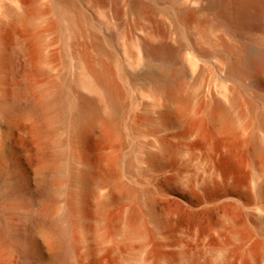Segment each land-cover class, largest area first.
<instances>
[{
  "label": "rangeland",
  "instance_id": "374dc122",
  "mask_svg": "<svg viewBox=\"0 0 264 264\" xmlns=\"http://www.w3.org/2000/svg\"><path fill=\"white\" fill-rule=\"evenodd\" d=\"M23 1L36 12L29 22L14 17L22 12L18 0H0V44L8 56L0 91L15 101L22 88L32 95L60 90L66 115L49 112L47 125L25 110H0V214L14 202V220L0 215L13 234L0 239V264L51 263L58 244L26 229L30 214L50 207V221L66 214V264H264V152H255V140L264 147V76L232 77L219 54L198 64L188 56L168 64L142 57L132 36L146 39L172 27L168 1L157 5L151 24L123 14L129 0L113 7V0ZM198 27L190 30L197 34ZM121 32L129 35L119 38ZM222 32L198 36V48L238 45ZM182 41L194 50L188 38ZM20 42L39 59L34 77L20 71ZM252 53L240 56L244 62L264 56L263 49ZM101 67L110 73L118 109L108 123L87 116L77 140L71 119L79 96L89 94V69ZM168 84L182 86L185 103L169 101ZM214 100L226 115L214 110ZM85 169L93 180L81 183L77 175ZM18 180L22 190L11 198Z\"/></svg>",
  "mask_w": 264,
  "mask_h": 264
},
{
  "label": "bare ground",
  "instance_id": "6f19581e",
  "mask_svg": "<svg viewBox=\"0 0 264 264\" xmlns=\"http://www.w3.org/2000/svg\"><path fill=\"white\" fill-rule=\"evenodd\" d=\"M66 1L68 0H54V3L58 4ZM113 1H112V7L113 4H115L116 6H120V0H113ZM150 1L152 3H146L143 0L142 1L129 0L128 2L131 4V7L130 8L128 7L126 9V12L123 10L124 11L123 14L125 15L126 13L128 17L131 16L132 12L138 13L143 21H146V23L149 22L151 24L153 20V15L159 3L168 1L172 5V7L167 11L168 14L171 15L173 18L172 27L165 29L161 32L160 31L150 32L149 36L146 39L138 38V37H137L138 39H136L133 38L134 36H132L133 40L131 41H134L132 42V45L135 43L136 48L137 46L139 47L137 49L138 50L140 49L139 52H141V56L144 57L145 59L147 60L149 59L154 62H159L162 64H168L172 62H178L184 56H188L189 60L193 64H198L199 62L205 59L211 58L215 54H219L221 60L228 62L227 63L228 75L232 77L237 78L252 71L256 72V77L258 78V80H260L261 77L264 76V56L260 55L259 53V56L257 58H254L253 60H249L248 62L247 61L244 62V59H242L240 56L242 54L249 55V53L252 52H255L257 55V51L262 49L264 51V0H150ZM128 2H126V5ZM18 3H19V8L22 9V12H20L19 14L18 13L14 14V10L11 9L10 13L12 12V14L15 15L14 17H16V20L19 19L20 21L22 20L21 22L23 21L29 22L36 12L30 9L27 2H24L23 0H18ZM99 13L102 14V12ZM109 23L110 22L108 21L107 24L109 25V27L113 26L110 25ZM102 24L105 26V28L107 27L106 22L105 23L103 22ZM257 24H261L262 27L260 28L262 29L258 28L259 26L256 27L258 28L256 29L254 26ZM193 25L199 26L197 28L198 29L196 32L197 34H195L190 30ZM117 26L119 27V25ZM112 31H114V29ZM217 31L218 32L223 31L222 33L228 35V37L229 35L232 36L233 38L236 37V39H238V45L237 43L235 44V41L234 43L221 41L222 50H219L221 52L217 51L218 49H216V51H211L214 49L213 47H211L212 48L211 50L198 48L197 45V43L199 42L198 36H202L203 38L208 37V34H210V32L215 33ZM110 32H108V34ZM257 33H259L258 36L255 35ZM120 34H122V32L119 33L118 36L119 38H120ZM122 35L127 37L129 34L127 36L125 34ZM184 37H186V39L188 38L189 41H191L190 43L193 45V48L195 47L194 50L189 49V47L183 43L182 39ZM122 38L123 36L121 37V42H120L121 44L125 42V38L123 40L124 42H122ZM21 44L22 43L20 42V45ZM3 45L4 44H0V72H2V70L5 68V63L7 60L5 58L6 56L5 54L7 53L5 52ZM21 47H19V49L21 48L19 54H22L21 56L24 57V60L19 64L20 71L22 73H24L25 71V73L34 77L37 73L40 72V67L38 62L39 59H37V57H35L36 59L29 57V54H26L27 50L23 48V44L21 45ZM89 72H90L91 80L84 85L85 89L88 91L87 93L89 94L88 95L81 94L79 96L80 106H78L79 108L77 107L78 110L71 119L73 134L77 140H80L82 138L86 129L88 128V123H89V120L87 119L88 117L90 120H95V121L104 120V122L106 121L108 123L114 120L115 112L118 109V99L114 85L112 84L110 79L111 77H109L110 73L104 67H101L99 69L90 68ZM25 89L26 88H22L20 90L22 93L21 99L20 100L17 99L15 101L13 99L8 100L6 97H4V94L0 91L1 93L0 110L4 114H8V115L13 114L15 110L16 111L25 110L30 115L38 119L44 120L47 125H50L48 124L50 123L48 119L49 112H52L54 110V112H57L58 114L60 113L59 115H61L62 117L66 115V103L64 102L65 98L60 90L55 92L54 94H47L44 91L37 90L36 93L32 95L29 94L28 90ZM167 93L170 102H177V103H182L184 101L186 102L187 96L184 95L183 88L181 85L168 84ZM100 100L103 101L108 107V112L106 113V115H103L101 112V107L99 103ZM213 104H214L213 105L214 110H216L217 113H222L226 115L227 113L226 108L224 107L221 101L214 100ZM255 148H256L255 152H257L258 154L264 152V147L258 140H255ZM151 158L154 160L156 159L155 156H151ZM77 180L81 183L91 182L93 178L90 170L85 169L82 172H80L77 175ZM23 184L24 181L22 182L18 180L15 183V185L13 184L14 189L11 190L10 193H8V195L11 198H14V194L17 193V190L19 193V190L22 188ZM14 191H16V193ZM42 197H43L42 198L43 202H48L51 199V193L46 186L42 190ZM77 206L79 205L77 204ZM77 208L78 209L76 210H78L79 215H81L80 218L79 217L77 218H79V221H82L81 218H83V209L81 206ZM13 209H14V202L11 204V206L9 205L7 208V210L10 211L5 214V216L8 219L14 220V213L11 212V210ZM4 210L6 209H3V211ZM52 210L53 209L50 207L49 209H45V210L43 209L41 212L39 211L30 214L29 226L28 228H26L27 234L30 235L32 233H37L40 231V232H44L47 235V237H52L55 240V243L58 244L59 250L57 251L55 250L51 253L52 255L50 257L51 259L50 264H66L69 255V244L67 243V239H66L67 228L64 225L67 219L65 216L66 214L62 216V218L58 221H50L49 216ZM5 216L3 214L4 218ZM130 220L131 222L133 221L132 223H135L134 216H130ZM79 221L78 223L80 224L81 222ZM81 224L83 226V223ZM11 226H12L11 224H3L2 226L0 225V239L2 241H6L13 236L11 232Z\"/></svg>",
  "mask_w": 264,
  "mask_h": 264
}]
</instances>
